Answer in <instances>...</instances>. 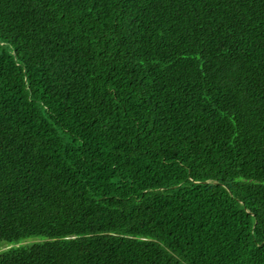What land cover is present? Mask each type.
<instances>
[{
  "label": "trees",
  "instance_id": "obj_1",
  "mask_svg": "<svg viewBox=\"0 0 264 264\" xmlns=\"http://www.w3.org/2000/svg\"><path fill=\"white\" fill-rule=\"evenodd\" d=\"M0 264H264V0H0Z\"/></svg>",
  "mask_w": 264,
  "mask_h": 264
},
{
  "label": "rangeland",
  "instance_id": "obj_2",
  "mask_svg": "<svg viewBox=\"0 0 264 264\" xmlns=\"http://www.w3.org/2000/svg\"><path fill=\"white\" fill-rule=\"evenodd\" d=\"M37 238H40V237L39 236H30V237L20 239L18 241H12V242L2 241V242H0V251L7 249L10 246L14 247V246H18L21 244H25L26 242L36 241Z\"/></svg>",
  "mask_w": 264,
  "mask_h": 264
}]
</instances>
